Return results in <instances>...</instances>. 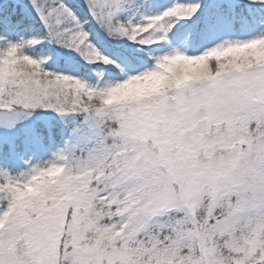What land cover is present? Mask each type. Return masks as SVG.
<instances>
[{
	"label": "snow or ice",
	"instance_id": "6c2138e0",
	"mask_svg": "<svg viewBox=\"0 0 264 264\" xmlns=\"http://www.w3.org/2000/svg\"><path fill=\"white\" fill-rule=\"evenodd\" d=\"M37 109L0 264H264V0H0V127Z\"/></svg>",
	"mask_w": 264,
	"mask_h": 264
},
{
	"label": "rangeland",
	"instance_id": "374dc122",
	"mask_svg": "<svg viewBox=\"0 0 264 264\" xmlns=\"http://www.w3.org/2000/svg\"><path fill=\"white\" fill-rule=\"evenodd\" d=\"M42 113L43 112L38 111L37 109L34 112H32L30 115L24 116L23 119L17 121L16 126L13 129L6 130L3 127H0V136L14 138L17 134L20 133V131L24 132L25 130L30 129L31 126L34 124V122H36L37 120L47 122L48 118L42 115ZM3 115L4 113L0 112V116Z\"/></svg>",
	"mask_w": 264,
	"mask_h": 264
},
{
	"label": "trees",
	"instance_id": "16d2710c",
	"mask_svg": "<svg viewBox=\"0 0 264 264\" xmlns=\"http://www.w3.org/2000/svg\"><path fill=\"white\" fill-rule=\"evenodd\" d=\"M38 111L44 112L45 110L38 109ZM51 116L55 117V120L52 121L53 123L56 124V128L53 129V132L55 133V132L58 131L60 125L62 124V121H61V119L58 117V115L56 113H51ZM44 124H46V122H43L41 120H37L36 122H34V124L31 126L30 129L25 130L24 132L20 131V133L17 134L15 137H26V136H29V135H31L33 133V131L35 129H37V126L44 125ZM57 139H59L58 136H57ZM21 164L23 165V161L21 162Z\"/></svg>",
	"mask_w": 264,
	"mask_h": 264
}]
</instances>
